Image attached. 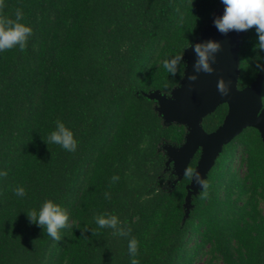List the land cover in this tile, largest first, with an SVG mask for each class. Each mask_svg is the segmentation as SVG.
<instances>
[{
    "label": "trees",
    "instance_id": "trees-1",
    "mask_svg": "<svg viewBox=\"0 0 264 264\" xmlns=\"http://www.w3.org/2000/svg\"><path fill=\"white\" fill-rule=\"evenodd\" d=\"M4 3L2 14L15 20L19 9L32 35L24 51L17 44L0 52V172L7 173L0 176V264H264L257 129L222 146L201 198L203 186L193 193L163 150L181 146L186 127L164 123L147 96L169 95L180 83L184 50L224 8L221 0ZM259 45L255 26L244 30L239 89L264 63ZM177 56L173 74L163 65ZM261 95L264 106V78ZM226 113L225 103L217 106L203 117V130H215ZM57 121L73 132L74 152L47 142ZM239 148L242 174L231 167ZM199 155L187 167L195 169ZM18 187L26 195L17 196ZM48 200L69 217L56 241L27 216ZM111 216L115 227L97 223Z\"/></svg>",
    "mask_w": 264,
    "mask_h": 264
},
{
    "label": "water",
    "instance_id": "water-1",
    "mask_svg": "<svg viewBox=\"0 0 264 264\" xmlns=\"http://www.w3.org/2000/svg\"><path fill=\"white\" fill-rule=\"evenodd\" d=\"M220 11H224V8L215 12L200 36L184 50L186 66L180 83L169 95L157 90L147 95L157 101L156 110L164 123L175 122L186 127L185 140L181 146L164 145L168 160L173 162V166H179L178 177L182 176L189 161L200 149L195 169L204 180L222 146L245 128L257 129L264 143V106L261 95L264 63L250 85L241 89L237 87L239 75L237 52L244 30L221 33L215 25L217 20L215 17ZM209 42L218 45L216 51L208 53L207 62L212 71L210 73L197 71L195 65L198 55L195 48L197 45L206 46ZM220 82L225 86V95L218 89ZM223 103L227 105V113L222 123L211 132L204 131L201 126L203 117ZM201 187L202 185L194 178L189 185L193 193ZM188 206L187 197L186 207Z\"/></svg>",
    "mask_w": 264,
    "mask_h": 264
},
{
    "label": "clouds",
    "instance_id": "clouds-1",
    "mask_svg": "<svg viewBox=\"0 0 264 264\" xmlns=\"http://www.w3.org/2000/svg\"><path fill=\"white\" fill-rule=\"evenodd\" d=\"M224 5V13L222 17L215 21L217 29L221 33H227L229 30H247L255 26L257 33H259L260 48L264 49V0H221ZM5 7L4 0H0V52L10 50L17 44L20 50L24 51L26 48V39L32 35V29L25 26L20 21L23 19V14L18 9L15 20H12L2 14ZM218 45L209 42L206 46L197 45L195 52L198 55V60L195 65L196 70H203L210 73V68L207 60L208 53L216 51ZM179 61V56L172 59L170 62H164V68L171 73H175L176 65ZM195 79V77H190ZM218 89L222 95H225V86L223 82L218 84ZM48 143L60 145L64 150L74 152L76 150L77 141L74 139L73 132L65 127L62 122L57 121L56 130L52 131L47 139ZM6 172H0V176H6ZM184 177L190 182L193 178L197 183L203 186L204 191L201 192V198L207 197V188L209 187L206 180L200 178L196 169L187 167ZM113 180H118V177H113ZM17 196L23 197L26 195L22 187L15 190ZM30 223H35L46 230L48 236L53 240H59V230L65 228L68 222L67 212L58 204L51 200L45 201L39 212L33 210L27 213ZM97 223L100 227H115L117 224L116 216H111V219L98 218ZM120 235H127V232H121ZM138 242L133 238L129 244V251L135 256L137 254ZM131 264H139L138 260L133 259Z\"/></svg>",
    "mask_w": 264,
    "mask_h": 264
},
{
    "label": "rangeland",
    "instance_id": "rangeland-1",
    "mask_svg": "<svg viewBox=\"0 0 264 264\" xmlns=\"http://www.w3.org/2000/svg\"><path fill=\"white\" fill-rule=\"evenodd\" d=\"M224 11H220L217 15H216V19H219L220 17H222ZM163 150L166 152V149L164 148L163 146ZM241 157V149H237V151L235 152L234 156H233V160L231 162V167L233 168V170H236L238 173L242 174L243 171H244V164L243 162L241 161L240 159ZM179 166L178 165H175L173 166L172 168V173L175 174V175H178L179 174ZM204 261V259H203ZM194 264H203L202 260L200 261H196Z\"/></svg>",
    "mask_w": 264,
    "mask_h": 264
}]
</instances>
